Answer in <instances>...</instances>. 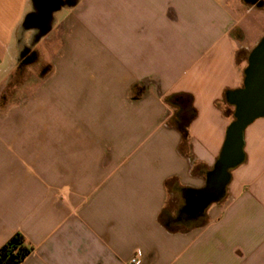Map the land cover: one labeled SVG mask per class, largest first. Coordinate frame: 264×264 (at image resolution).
I'll list each match as a JSON object with an SVG mask.
<instances>
[{"label":"crops","instance_id":"obj_1","mask_svg":"<svg viewBox=\"0 0 264 264\" xmlns=\"http://www.w3.org/2000/svg\"><path fill=\"white\" fill-rule=\"evenodd\" d=\"M53 1L40 19L41 0H0V248L20 234V264H264V117L213 174L264 0ZM42 43L43 79L5 99ZM177 94L197 111L185 141Z\"/></svg>","mask_w":264,"mask_h":264},{"label":"water","instance_id":"obj_2","mask_svg":"<svg viewBox=\"0 0 264 264\" xmlns=\"http://www.w3.org/2000/svg\"><path fill=\"white\" fill-rule=\"evenodd\" d=\"M47 14L44 10L42 16ZM227 102L235 108L234 121L227 129L225 143L213 174L238 165L242 161L243 133L255 119L264 117V37L248 58L243 88L228 93Z\"/></svg>","mask_w":264,"mask_h":264},{"label":"trees","instance_id":"obj_3","mask_svg":"<svg viewBox=\"0 0 264 264\" xmlns=\"http://www.w3.org/2000/svg\"><path fill=\"white\" fill-rule=\"evenodd\" d=\"M165 103L172 110L168 125L177 130L185 141L188 138V127L197 116L193 97L189 94H177L168 97ZM31 251L24 238L15 234L0 248V264H20Z\"/></svg>","mask_w":264,"mask_h":264},{"label":"rangeland","instance_id":"obj_4","mask_svg":"<svg viewBox=\"0 0 264 264\" xmlns=\"http://www.w3.org/2000/svg\"><path fill=\"white\" fill-rule=\"evenodd\" d=\"M42 17V14H40V19ZM29 50L26 49L22 53V58L17 69L5 82V86L2 90L5 99H11L12 93L14 94L13 97L15 99L25 96L27 85L38 83L44 77L41 71L44 67L45 61L49 60V52L46 49L45 44L42 43L38 50H31L28 52Z\"/></svg>","mask_w":264,"mask_h":264},{"label":"flooded vegetation","instance_id":"obj_5","mask_svg":"<svg viewBox=\"0 0 264 264\" xmlns=\"http://www.w3.org/2000/svg\"><path fill=\"white\" fill-rule=\"evenodd\" d=\"M41 6L43 7L42 9H48L54 6V1L53 0H41ZM44 13V11L41 12V14Z\"/></svg>","mask_w":264,"mask_h":264},{"label":"built area","instance_id":"obj_6","mask_svg":"<svg viewBox=\"0 0 264 264\" xmlns=\"http://www.w3.org/2000/svg\"><path fill=\"white\" fill-rule=\"evenodd\" d=\"M137 253L134 255V257L131 259L130 264H135L137 262Z\"/></svg>","mask_w":264,"mask_h":264}]
</instances>
